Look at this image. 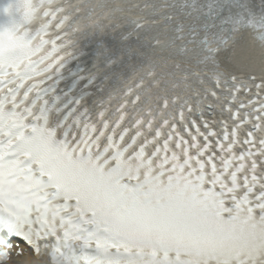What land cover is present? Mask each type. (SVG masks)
<instances>
[{
    "label": "snow or ice",
    "instance_id": "obj_1",
    "mask_svg": "<svg viewBox=\"0 0 264 264\" xmlns=\"http://www.w3.org/2000/svg\"><path fill=\"white\" fill-rule=\"evenodd\" d=\"M0 264H264V0H4Z\"/></svg>",
    "mask_w": 264,
    "mask_h": 264
}]
</instances>
